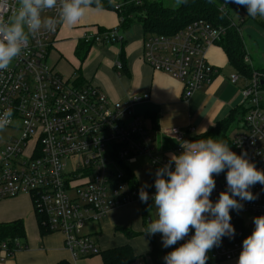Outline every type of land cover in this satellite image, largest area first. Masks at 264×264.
Here are the masks:
<instances>
[{"label": "built area", "instance_id": "1", "mask_svg": "<svg viewBox=\"0 0 264 264\" xmlns=\"http://www.w3.org/2000/svg\"><path fill=\"white\" fill-rule=\"evenodd\" d=\"M144 1L158 0H101L99 4L117 13L121 25L126 19L123 12L127 4L139 6ZM63 2L57 0L55 7L41 11V28L26 33L29 42L22 54L0 72V112L12 111L10 123L0 130L7 133L0 142V202L27 196L34 214L42 217L45 230L61 234L64 248L76 261L100 253L96 242L83 233L84 225L99 223L117 208L152 203L151 199L141 203L138 191L143 188L151 197L155 170L168 161L170 154H179L183 142L196 138L189 140L186 132L170 128L165 133L173 147L167 153L155 152L152 130L134 110L147 95L111 102L93 85L65 79L48 66V56L63 22L58 16ZM6 4L18 8V0H0V16L5 21L9 15ZM230 8L235 12L240 9L238 5L225 4V0L218 9L226 14L231 26L239 27L243 19L238 17L236 24L229 16ZM48 17L56 22L53 31L43 23ZM225 33L222 26L197 20L169 36L147 35L141 59L152 70L179 82L181 99L188 101L217 75L206 53L210 47L218 46ZM121 40L117 29L83 38L86 45L100 47ZM244 62L251 67L246 53ZM114 68L120 72L123 65L116 62ZM229 80L241 83L239 107L244 111L240 126L228 136L229 148L237 155L245 152L246 158L264 171V75L253 71L247 79L235 72ZM141 157L149 168L146 185L131 170ZM214 179L212 201L225 190L224 173ZM250 190L257 198L242 202V210L230 212L235 235L223 238L219 247L206 254L212 261L220 263L238 257L242 240L253 229L252 218L264 215V186L256 184ZM184 240L163 248L159 239L157 247L165 256ZM25 249L20 240H5L0 243V262Z\"/></svg>", "mask_w": 264, "mask_h": 264}, {"label": "crops", "instance_id": "2", "mask_svg": "<svg viewBox=\"0 0 264 264\" xmlns=\"http://www.w3.org/2000/svg\"><path fill=\"white\" fill-rule=\"evenodd\" d=\"M92 9L86 10L80 21L71 27L62 22L47 64L65 79L75 80L79 84L83 81L82 84L93 85L111 102L147 95L148 98L138 102L134 110L143 123L145 121L152 130L155 152L167 153L173 147V141L165 133L170 128H178L186 132L187 137L192 134L198 137L239 107L241 83L230 82L229 76L235 71L229 65L221 47L212 46L206 53L208 63L218 71L215 78L209 85L196 91L188 101H182V86L179 82L164 73L152 70L143 63L141 59L143 35L140 24L132 22L122 27L117 13L107 9L99 11ZM238 17L243 19V23L234 22L240 25L238 31L245 53L251 68L256 70L253 65L254 54L264 55V17L253 18L246 13ZM112 29H117L121 42L104 44L109 45L108 47L91 46L83 60H79L75 49L77 45H85L83 42L85 36ZM116 62L122 63V71L115 70ZM263 67L261 65L258 68ZM227 69L233 73L229 74ZM190 129L193 132L190 133ZM148 173L149 168L145 165L140 170L139 182L147 183ZM150 206L156 217L155 206L152 203ZM142 209L140 203H134L110 211L107 215L108 223L100 224L101 230L94 239L99 251L122 246L128 243V239L134 238L135 244L129 242L137 256L134 264H151L149 253L154 243L158 246L160 236L152 235L149 238L146 234L138 235L139 233L131 231L132 226L129 223L131 219L136 221L137 226H134V229L137 231L139 225L144 226ZM14 221H21L23 224L25 232L23 245L26 249L15 253L13 257L0 264H56L62 260L67 264L78 263V260L71 259L69 252L64 248L61 234L51 233L40 237L34 211L27 196L0 202V224ZM89 227L87 226V229ZM115 227L120 228L115 229ZM87 229L85 226L84 231L88 235ZM123 230L130 231L134 236L127 237ZM89 236L91 237V234ZM143 240L147 241L146 245L140 246ZM236 260L237 257L230 261L211 264H236ZM100 264H102L101 258Z\"/></svg>", "mask_w": 264, "mask_h": 264}, {"label": "clouds", "instance_id": "3", "mask_svg": "<svg viewBox=\"0 0 264 264\" xmlns=\"http://www.w3.org/2000/svg\"><path fill=\"white\" fill-rule=\"evenodd\" d=\"M227 3L243 6L247 16L264 17V0H225ZM56 4L57 0H18V8L6 4L8 19L0 16V72L22 54L29 42L26 32L41 28V11ZM89 9L99 11V0H64L58 16L71 27ZM43 23L49 31L55 30L54 18L48 17ZM11 116V109L0 112V130L10 123ZM181 148L155 170L151 197L143 188L138 191L141 203L151 199L156 208V219L148 222L143 233L148 237L160 234L163 248L188 237L162 257L163 264H206V254L219 247L223 238L235 235L230 212L242 210V202L257 198L250 189L256 184L264 186V171L258 170L245 152L237 155L226 142L211 137L185 141ZM221 173L225 190L212 201L214 178ZM252 224L251 233L241 242L236 264H264V215L253 217Z\"/></svg>", "mask_w": 264, "mask_h": 264}, {"label": "trees", "instance_id": "4", "mask_svg": "<svg viewBox=\"0 0 264 264\" xmlns=\"http://www.w3.org/2000/svg\"><path fill=\"white\" fill-rule=\"evenodd\" d=\"M106 1L112 3V1L117 2L118 0ZM123 1L129 2L131 0ZM222 3L223 0H181L179 5L174 8L163 6L162 1L160 0L154 2L144 1L139 6L129 3L123 12L126 19L121 25L123 27L129 23L138 21L141 26L143 39L147 35L152 34L165 36L172 35L197 20L206 21L213 26H222L226 28V33L219 41L218 46L221 47L225 53L231 68L237 74L243 75L247 79L251 77L253 71L260 72L264 75V68L253 70L244 62L245 50L238 27L231 26L226 14L219 11V5ZM95 6L94 3L92 7L95 8ZM100 9L105 8L100 5ZM90 47V45L86 44L77 45L75 54L79 57V60H83ZM82 83L83 81L81 84ZM243 115L244 111L242 108L237 107L236 109H233L223 121L209 128L204 134L195 137L196 140L206 139L207 137L216 139L219 136L223 137L224 142L228 144L229 133L240 126ZM141 205L143 207L142 210L144 211L143 216L146 220L145 209L149 207L150 203ZM34 215L40 237L50 234L42 225V217L38 213H35ZM123 232H125L127 237L132 238V236H134L130 231L123 230ZM7 239L25 240L24 227L21 221L0 224V243ZM99 256L102 264H134L137 260V256L134 254L129 244L100 251ZM149 256L151 264H163L162 257L164 255L158 250L156 243L153 244ZM211 263L216 262L207 257L206 264ZM56 264H67V262L62 260Z\"/></svg>", "mask_w": 264, "mask_h": 264}, {"label": "rangeland", "instance_id": "5", "mask_svg": "<svg viewBox=\"0 0 264 264\" xmlns=\"http://www.w3.org/2000/svg\"><path fill=\"white\" fill-rule=\"evenodd\" d=\"M180 1L181 0H172V1H164V0H162V4H163V6H165V7H169V8H174V7H176V6H178L179 5V3H180ZM243 12V13H242ZM244 13H246V10H245V8L243 7V6H240V9L238 10V14H237V12H235V10L234 9H232V8H230L229 9V16H230V18H232V20H234V21H237V19H238V15L240 16V15H244ZM247 14V13H246ZM135 22V24H136V22L138 23V21H134ZM27 33V32H26ZM109 45H106L105 47H108ZM112 46H114V45H112ZM259 57V58H258ZM253 65L255 66V68H257L256 70H258V69H260V68H258V67H260L261 65H262V67L264 66V55L263 54H260V53H258V54H254V56H253ZM262 62V63H261ZM49 63V62H48ZM264 68V67H263ZM227 71H229V74H231V73H233V72H231V70H229V69H227ZM144 124L146 125V126H148L149 127V125L144 121ZM233 132L234 131H232V133H229L230 135V137L232 136V134H233ZM7 135V133L5 132V131H3V132H0V142H2L3 140H4V138H5V136ZM189 140H191V139H194L195 138V136L192 134V135H189L188 137H187ZM216 140H218V141H224L223 140V137H217L216 138ZM145 164H146V160H145V158H143V157H141V158H138L137 159V163L135 164V165H132V167H131V170L135 173V175H136V177H137V179H138V177H139V175H140V170L141 169H143L144 167H145ZM141 176V175H140ZM141 180V179H140ZM141 183V182H140ZM141 184H147V183H141ZM153 209H152V207L150 206V207H148L147 209H145V213H146V220H145V223H144V226H142V225H139L138 227H139V231H137V230H135L134 229V226H137V222L135 221H133L132 219L131 220H129V223H130V225L132 226L131 228V231L132 232H134V233H139L138 235H141V236H145V234L143 233V229H145L146 227H147V225H148V222H150V220H155L156 219V217H155V215H154V213H153V211H152ZM104 223H108L107 222V216L102 220V221H100L99 223L98 222H96V223H86L85 225H84V229H85V226H86V229H87V226H90L89 227V229H87V231L89 232V234H91V238H92V240H94V239H96L98 236H97V233H99L100 232V230H101V227L100 226H102ZM100 224H102V225H100ZM92 225V226H91ZM94 225H96V226H94ZM130 225H128L127 224V226H130ZM95 227V228H94ZM100 227V228H99ZM116 228H120V227H115V229ZM84 229H83V233L84 234H86L85 233V231H84ZM95 229V230H94ZM136 233V234H137ZM88 234V235H89ZM120 234H122V233H120ZM123 235V234H122ZM153 236H160V234H154ZM127 239V238H126ZM144 239H145V237H144ZM95 241V240H94ZM20 242L22 243V244H24V241L23 240H20ZM127 244H135V242H134V238H132V239H128L127 240ZM130 242V243H129ZM146 242L147 241H145V240H143L142 241V244L140 245V246H143V245H146ZM10 259V258H9ZM8 260V259H7ZM140 262V261H139ZM77 264H100V258H99V255H95V256H92V257H90V258H84V259H79L78 260V263Z\"/></svg>", "mask_w": 264, "mask_h": 264}]
</instances>
